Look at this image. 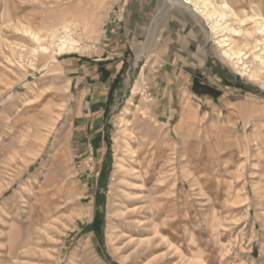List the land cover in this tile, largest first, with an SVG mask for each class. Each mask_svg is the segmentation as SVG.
<instances>
[{
	"label": "rangeland",
	"instance_id": "obj_1",
	"mask_svg": "<svg viewBox=\"0 0 264 264\" xmlns=\"http://www.w3.org/2000/svg\"><path fill=\"white\" fill-rule=\"evenodd\" d=\"M211 1L164 90L156 46L110 51L123 0H0V264H264V0Z\"/></svg>",
	"mask_w": 264,
	"mask_h": 264
},
{
	"label": "crops",
	"instance_id": "obj_2",
	"mask_svg": "<svg viewBox=\"0 0 264 264\" xmlns=\"http://www.w3.org/2000/svg\"><path fill=\"white\" fill-rule=\"evenodd\" d=\"M112 24L111 36L107 37L111 52L116 53L128 47L137 50L145 42L150 44L147 49L156 46L161 50L166 61L156 72L167 76L169 86H164V90H173L175 83L180 85L182 78L186 80V66L200 68L203 65L208 44L205 26L182 6L170 7L165 15H160L158 0H123L120 12L113 16ZM153 36L157 42L154 47L151 46ZM180 63L182 68L179 67ZM89 86V91L97 88L102 90L101 84L89 83ZM92 95L96 101H102L99 98L101 93Z\"/></svg>",
	"mask_w": 264,
	"mask_h": 264
},
{
	"label": "bare ground",
	"instance_id": "obj_3",
	"mask_svg": "<svg viewBox=\"0 0 264 264\" xmlns=\"http://www.w3.org/2000/svg\"><path fill=\"white\" fill-rule=\"evenodd\" d=\"M171 5H178L182 6L188 10H190L196 17L199 18V20L204 23L205 25L210 26L211 32L213 34H219L221 32L226 31V27H223V22L227 18L236 17L237 15L233 12V10L230 9V7L225 4V10L224 9H217V7L212 3L211 0H168ZM156 21V20H155ZM225 23V22H224ZM261 31L264 33V23L259 24ZM155 30V29H154ZM209 30V29H208ZM233 30L236 33H240L242 31H237L235 29ZM259 30V29H258ZM27 33L29 31L27 30ZM247 36H251V33L249 31H246L245 33ZM33 35V34H32ZM33 37L40 41V38L38 35H33ZM77 42L73 39H70V48L73 49V45H75ZM220 46L223 47V56L229 58L230 60H241L242 58V49L239 48L238 45H236L235 42L231 38H224L219 41ZM69 47V46H68ZM257 48V47H255ZM256 59H258L260 62L264 64V58L262 55L255 54ZM255 73H252V76H254ZM256 77V76H255ZM134 154V153H133ZM136 173V172H135ZM139 173V172H138ZM133 175V174H132ZM140 175V174H138ZM128 176V175H127ZM141 179V178H140ZM138 180V179H137ZM131 183V182H130ZM137 186V185H136ZM126 197V196H125ZM135 204V203H134ZM127 208V207H126ZM141 209V208H140ZM139 209V210H140ZM133 241V240H132ZM134 242V241H133Z\"/></svg>",
	"mask_w": 264,
	"mask_h": 264
}]
</instances>
